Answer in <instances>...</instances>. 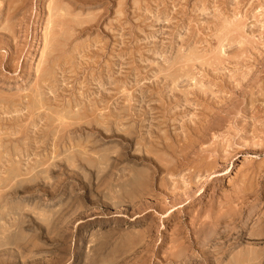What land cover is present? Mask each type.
<instances>
[{"label": "rangeland", "instance_id": "374dc122", "mask_svg": "<svg viewBox=\"0 0 264 264\" xmlns=\"http://www.w3.org/2000/svg\"><path fill=\"white\" fill-rule=\"evenodd\" d=\"M0 264H264V0H0Z\"/></svg>", "mask_w": 264, "mask_h": 264}, {"label": "bare ground", "instance_id": "6f19581e", "mask_svg": "<svg viewBox=\"0 0 264 264\" xmlns=\"http://www.w3.org/2000/svg\"><path fill=\"white\" fill-rule=\"evenodd\" d=\"M56 41V40H55ZM109 123V122H108ZM106 127H107V125H106ZM78 158V157H77ZM9 192V191H8Z\"/></svg>", "mask_w": 264, "mask_h": 264}]
</instances>
